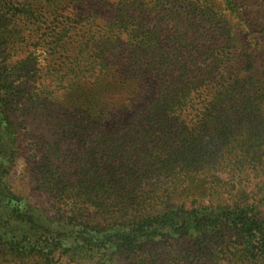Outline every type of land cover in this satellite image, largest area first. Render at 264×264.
I'll use <instances>...</instances> for the list:
<instances>
[{
	"label": "trees",
	"instance_id": "trees-1",
	"mask_svg": "<svg viewBox=\"0 0 264 264\" xmlns=\"http://www.w3.org/2000/svg\"><path fill=\"white\" fill-rule=\"evenodd\" d=\"M17 1L21 12L48 15L62 37L80 24L69 10L82 0ZM122 1V16L87 42L95 81L88 87L79 79L73 87L76 106L87 107L83 119L98 153L78 162L76 180L50 183L66 200L58 217L23 205L9 188L6 164L18 132L0 117V260L264 264V187L250 195L235 185V194L225 196L226 182L218 184L216 175H264V0H153L148 11ZM254 34L261 48L249 42ZM2 77L0 104L9 89ZM149 93L154 97L145 100ZM143 99L123 129L104 128L128 118ZM200 160L202 174L192 167ZM164 174L177 187L187 182L185 196L208 186L210 199L177 202L176 190L164 189Z\"/></svg>",
	"mask_w": 264,
	"mask_h": 264
},
{
	"label": "rangeland",
	"instance_id": "rangeland-1",
	"mask_svg": "<svg viewBox=\"0 0 264 264\" xmlns=\"http://www.w3.org/2000/svg\"><path fill=\"white\" fill-rule=\"evenodd\" d=\"M164 1L166 0L160 1V5ZM18 2L20 1L2 0L0 7V76H3V85L9 87L1 92V95L5 96L3 104H0V117H9L18 132L15 153L10 159L7 158L9 161L6 164V182L17 195L19 202L35 206L53 218L58 217L66 200L64 201L59 192L57 195L50 189V183L58 178L66 180L73 177L76 180L78 162H84L86 158L91 159L96 150L98 153L97 148L93 149L96 143L93 134L87 130L83 119L87 107L76 106L73 98V87L77 80L80 79V82L89 87L96 79L89 65L93 55L87 42L93 33L102 34L109 23L122 16L124 4L122 0H82L72 3L69 12L71 11V16H77L74 19L80 24L67 37H62L58 26L50 24L48 15L46 18L44 13L35 12L29 15L27 12H21ZM240 2L244 3L245 0ZM153 3V0H135L133 6L139 10L145 5L148 11ZM247 31L248 29L243 36ZM257 37L260 36L249 35V42L253 47L261 48L262 39ZM66 40L60 47V42ZM121 41L127 44V36L123 35ZM78 62L81 64L80 68H77ZM12 83L13 86H18L19 92L17 88L10 86ZM82 93L86 95L88 91L84 88ZM153 97L154 95L149 93L145 100ZM145 100L132 107L128 118L113 120L111 125L104 128L123 129L135 118L137 108ZM98 129L100 128L95 127V133ZM119 134L123 135V132L119 131ZM132 147L127 146V153L134 151ZM216 148L210 147L209 151ZM138 153L139 150L129 160L132 161ZM219 156L222 154L219 153ZM217 162L225 166L228 160L220 159ZM203 164V160H200L197 167L194 163L192 167L202 174L203 170L200 168ZM224 166H220L219 170H224ZM216 175L223 179L218 184L226 182L225 196L235 194V185L242 187L245 193L250 195L252 191L259 193V188L264 187V175L259 176L254 172L243 175L240 179L230 176L228 170L218 171ZM161 177L164 179V189L169 192L176 190L173 195L177 202L191 205L207 203L210 199L211 190L208 186V189L203 186L192 187L188 196H185L183 188L187 186L186 181L179 183L177 187L175 181H170V175L165 177L164 174ZM259 196L264 194L260 193ZM261 210L264 214V206H261ZM0 264L12 262L0 260Z\"/></svg>",
	"mask_w": 264,
	"mask_h": 264
}]
</instances>
